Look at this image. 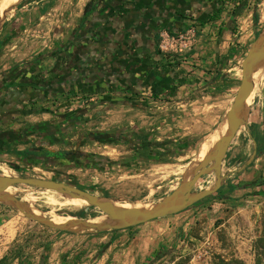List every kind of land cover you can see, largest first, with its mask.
<instances>
[{"label":"crops","instance_id":"obj_1","mask_svg":"<svg viewBox=\"0 0 264 264\" xmlns=\"http://www.w3.org/2000/svg\"><path fill=\"white\" fill-rule=\"evenodd\" d=\"M238 1L64 0L59 5L64 16L53 24L57 25L53 48L23 66L1 67L0 161L25 164L22 153L28 149L67 152L63 147L76 139L82 142L89 134L87 128L95 124L101 127L96 131L113 128L112 132L124 131L145 141L146 149L178 148L184 142L210 136L223 122L235 93L239 66L233 64L240 65L259 27V22L251 21L255 0H243L240 13L230 18ZM40 8L36 5L31 10L34 13ZM8 22L3 19L8 28L4 37L13 40L16 30ZM189 23L197 26L191 52L184 58L159 54L157 33H176ZM40 77L62 88L49 97L54 102L78 97L94 101L66 112L42 108L43 95L35 90ZM29 105L32 110H25ZM10 106L24 111L3 117V108ZM90 106L93 108L88 110ZM70 112L76 119L70 120ZM256 119L245 136L236 140L238 132L234 134L220 164L221 172L234 145L240 144L241 150L250 147L251 156L240 168L226 170L234 191L264 189V119ZM41 125L65 131L35 134L28 140L6 136L19 133L24 126ZM158 139L167 142L158 144ZM158 220L108 231L97 239L52 236L46 252L39 249L35 263L16 258L10 264H146L165 240Z\"/></svg>","mask_w":264,"mask_h":264},{"label":"rangeland","instance_id":"obj_2","mask_svg":"<svg viewBox=\"0 0 264 264\" xmlns=\"http://www.w3.org/2000/svg\"><path fill=\"white\" fill-rule=\"evenodd\" d=\"M35 2L37 4H34ZM60 4H64V0H19L0 15V55L2 56L0 70L2 66L6 68L20 64L23 66L37 55L48 53L57 33L55 29L57 25L53 24L59 21L60 16H64L60 11ZM36 5L41 8L33 13L31 9ZM23 9L24 13H22ZM4 18H8V24L12 22L10 28L21 30L12 33L15 38L19 37L18 40L17 38L10 40L9 35L8 38L4 37L5 32H8L7 25L2 24ZM251 21L259 22L252 44L254 46L264 32V0H258L257 4L254 1ZM233 66L239 65L233 64ZM239 70L238 68L235 77L237 78L235 91L240 78ZM66 99L54 102L48 98L41 106L54 112L57 109L60 112L76 110L81 106L79 103L81 97L72 98L68 101L70 103ZM146 107L150 108V106ZM256 117L260 120L264 119V65L261 66L258 78L251 83L250 97L242 112V125L236 131L238 132L236 140L246 135L247 128L250 130L254 128ZM96 128L101 127L95 124L87 128L89 130L87 133L96 135L114 131L113 128L96 131ZM154 136L158 137L155 134ZM208 137L189 141V147H184V142L178 146V149L170 145L143 151L131 150L123 142L100 143L92 138H85L79 142L76 139L72 144L67 143L63 147L64 150L74 149L88 155H101L100 158L105 164L83 163L82 167L66 171V175H58L55 172L63 171L60 165L53 166L48 163L30 167L26 164L15 165L14 160L12 163L1 160L0 176L58 182L66 180L67 176V180L72 182L75 188L98 198L120 204L151 207L185 181L187 169ZM166 142L165 139H158L156 143ZM170 151L179 152L170 154L168 153ZM250 156L249 146L241 150L240 144L234 145L227 157L226 165L222 167L221 172L219 171V175L222 174L220 178L225 179L221 181L215 193L176 215L157 221L160 227L158 230L164 232L165 240L150 256L148 261L151 264H254V244L260 239L264 240V197L255 194L264 192V189L254 187L240 191L238 188L234 191L235 185H229L231 181L226 179V170L229 167L240 168ZM127 164L130 166L124 168L123 165ZM213 184V174L202 176L194 185L192 192L211 188ZM4 193L18 204L22 212L29 213L30 209L34 210L40 218L48 221L61 218V224L69 221L92 223L104 217L97 210L89 207L69 206L65 203V197L50 191L13 187L5 190ZM105 233L92 231L71 234L48 229L25 218L10 203L0 202L2 263L8 262L11 258L35 263L40 253L39 249L48 245V240L52 236L73 240L82 237L90 240L97 239ZM73 242L77 244V241ZM11 262L12 260L8 264Z\"/></svg>","mask_w":264,"mask_h":264},{"label":"water","instance_id":"obj_3","mask_svg":"<svg viewBox=\"0 0 264 264\" xmlns=\"http://www.w3.org/2000/svg\"><path fill=\"white\" fill-rule=\"evenodd\" d=\"M2 0H0L1 2ZM264 65V39L258 40L250 48L239 65V82L232 98V102L224 115L225 131L221 138L194 168L188 180L180 183L168 195L160 201L147 208H122L112 205L109 200L98 198L92 194L81 191L74 187L72 182L52 181L35 178L6 177L0 176V202H8L13 205L22 215L38 223L45 228L65 233L83 232H108L112 230L129 229L144 223L176 215L193 204L215 193L220 185L219 175L220 164L225 155L226 149L242 125L241 117L246 101L251 92V75L257 67ZM90 106L88 110L92 109ZM213 174L214 184L211 188L193 193L192 189L198 179L202 176ZM13 187H27L36 190L50 191L65 198L78 199L83 201L87 207L97 210L106 218L108 223L94 224L89 221H69L65 224L55 225L51 221L40 218L31 213H24L18 204L4 192Z\"/></svg>","mask_w":264,"mask_h":264},{"label":"flooded vegetation","instance_id":"obj_4","mask_svg":"<svg viewBox=\"0 0 264 264\" xmlns=\"http://www.w3.org/2000/svg\"><path fill=\"white\" fill-rule=\"evenodd\" d=\"M21 30H17L14 32H19ZM17 34V33H16ZM55 42V41H54ZM53 42V43H54ZM53 48V46H52ZM55 51V50H54ZM42 56V55H41ZM43 76V75H42ZM0 82L1 79H0ZM36 91L39 95H43L42 97V103L46 102V99L49 98L51 96V94H55L57 95L59 92H62V88L58 85H51V82H49L48 80L43 79V77H40V81L38 84H36ZM0 88H1V83H0ZM30 108H25V110H29L31 111L33 108V105H29ZM7 108H3L4 109V113H2L3 117L5 116H17L21 113V111H24V108H17L15 107H8ZM0 109H2V105H0ZM78 114L80 112H77ZM70 120H72L73 118L76 119V114L75 113H71L70 112ZM72 118V119H71ZM69 120V122H70ZM70 124V123H68ZM65 131L64 128L62 129H58L56 127H50L48 128L47 126L41 125V126H37L36 128H34L33 126H24L19 133H10L7 134L6 136L9 137V139H29L30 137H34L35 134H42V133H58V132H63ZM86 138H92V140H95L97 142H104V143H111V142H123V144L127 145L128 148H130L131 150H140V149H146L149 148L148 146L146 148L144 143H146L145 141H141V140H137L136 138H133L131 135H129L128 133L124 132V131H115L112 133H102V134H85ZM1 140V139H0ZM78 148V146L76 147ZM178 149V148H177ZM27 152H29V155H25L23 156L22 159H24L25 164L33 167V166H41L43 164H51L53 166H58L60 165L63 168V171L60 172H55L58 175H66V171L71 170L73 168L76 167H82L83 163L86 164H90V163H94V162H98L100 164H105L104 160L101 157V155H88L85 152H79L77 150H70L67 152H60L59 155H55V156H34L33 154L35 153H40V152H35L32 149H28L26 150ZM47 153H49L48 151H46ZM33 153V154H32ZM176 153V152H175ZM172 154V153H171ZM84 166V165H83ZM86 166V165H85ZM66 180H63V182H69L67 179L68 177H65Z\"/></svg>","mask_w":264,"mask_h":264},{"label":"bare ground","instance_id":"obj_5","mask_svg":"<svg viewBox=\"0 0 264 264\" xmlns=\"http://www.w3.org/2000/svg\"><path fill=\"white\" fill-rule=\"evenodd\" d=\"M18 1L19 0H2L0 2V15L3 14L4 11H6L7 9H9L11 6L15 5ZM262 39H264V32L262 33L261 40ZM260 70H261V66L257 67L256 70L254 71V73L251 75V83H253L258 78V75H259ZM249 97H248V99L246 101V105L248 104ZM224 131H225V124H224V122H222L221 125L214 132H212V134L206 139V141L202 144L201 148L195 154L193 163L187 169L186 179L185 180H188L191 177L192 171L195 168V166L207 154H209V152L211 151L212 147L217 142V140L223 136ZM109 202L112 205H115V206H118V207H122V208H147V207H143V206H140V205H126V204H120V203L113 202V201H109ZM65 203L67 205H69V206H72V207H83V206H86V204L83 201L78 200V199L66 198V202ZM29 213L38 216V213L36 211H34V210H31L30 209ZM50 221L53 224H55V225L61 224V218L60 219L55 218V219H52ZM92 223H94V224H98V223H108V221L106 220L105 217H103V218L98 219L97 221H94Z\"/></svg>","mask_w":264,"mask_h":264},{"label":"built area","instance_id":"obj_6","mask_svg":"<svg viewBox=\"0 0 264 264\" xmlns=\"http://www.w3.org/2000/svg\"><path fill=\"white\" fill-rule=\"evenodd\" d=\"M196 32L197 26L193 23H189L183 30L176 33L159 31L157 33L156 49L163 56L184 58L194 46ZM93 101V98H82L79 100L81 104L79 108L87 107Z\"/></svg>","mask_w":264,"mask_h":264},{"label":"trees","instance_id":"obj_7","mask_svg":"<svg viewBox=\"0 0 264 264\" xmlns=\"http://www.w3.org/2000/svg\"><path fill=\"white\" fill-rule=\"evenodd\" d=\"M257 1L258 0H255L256 4H257ZM243 5H244V1L243 0H239L234 5L233 9L229 12V15L231 16L230 17L231 19H233L234 17H236L240 13ZM41 58H42V56H39L38 58L35 59V61L39 60ZM189 146H190L189 142H185L184 143V147H189ZM176 152L178 153L179 151H176ZM29 154L30 153L27 152V151L22 153L23 156L29 155ZM33 155L34 156L39 155V156H50V157H52V156H55V155L56 156L59 155V153L52 154V153H47L46 151H42L40 153H35ZM263 183H264V181H263ZM257 184L258 183H256L255 185H257ZM255 195L264 197V192H257ZM84 207H86V206L78 207V208H84ZM47 248H48V245H45L43 250H42V253L46 252ZM253 249H254V264H264V240L260 239V240L256 241V243L254 244V248ZM42 258H43V254H42ZM42 258H40V259H42ZM14 259H16V258H11L10 260L13 261ZM9 261L8 262H4V263H2V261H0V264H8ZM146 264H151V262L148 261Z\"/></svg>","mask_w":264,"mask_h":264}]
</instances>
